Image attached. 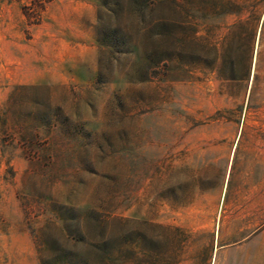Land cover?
I'll return each instance as SVG.
<instances>
[{
  "label": "rangeland",
  "instance_id": "rangeland-1",
  "mask_svg": "<svg viewBox=\"0 0 264 264\" xmlns=\"http://www.w3.org/2000/svg\"><path fill=\"white\" fill-rule=\"evenodd\" d=\"M149 2L0 0V264H264V0Z\"/></svg>",
  "mask_w": 264,
  "mask_h": 264
},
{
  "label": "trees",
  "instance_id": "trees-1",
  "mask_svg": "<svg viewBox=\"0 0 264 264\" xmlns=\"http://www.w3.org/2000/svg\"><path fill=\"white\" fill-rule=\"evenodd\" d=\"M152 5L157 3L160 0H149ZM94 213V211H92ZM106 218H103V215L91 216L94 223L97 225L101 221L107 219L109 215H105ZM78 220V219H76ZM82 219L76 221V226L80 228L79 232L83 235V238H68L69 232L67 227L63 226V229L67 231L68 236H64V242L67 245V253L64 255L57 256L52 263L48 264H105V256L102 255L103 252V243L106 240L104 235H91L89 231L83 229L85 223L81 221ZM93 223V224H94ZM71 237V236H70ZM78 243H83L86 245V249L83 250V253L79 252ZM42 264L45 263V260L42 259Z\"/></svg>",
  "mask_w": 264,
  "mask_h": 264
}]
</instances>
